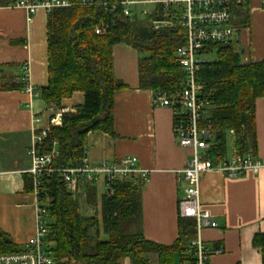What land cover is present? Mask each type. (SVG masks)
I'll return each instance as SVG.
<instances>
[{
	"label": "trees",
	"instance_id": "trees-1",
	"mask_svg": "<svg viewBox=\"0 0 264 264\" xmlns=\"http://www.w3.org/2000/svg\"><path fill=\"white\" fill-rule=\"evenodd\" d=\"M19 0H4L0 7H13ZM68 7L47 12V84L39 97L46 107H59L74 93L83 95V103L62 113L58 123H51L42 141L41 150L50 151L56 143L53 169L76 166L86 157V137L102 132L112 137L114 93L126 85L113 72L112 49L115 45L130 46L139 55L140 89L167 94L181 90L183 71L174 60L175 50L184 45V31L177 24L155 29L152 22L171 18V12L154 7L140 18L136 12L123 16L101 5H80L68 0ZM103 2L107 0H94ZM249 6L233 10V24H249ZM173 18V17H172ZM107 25L103 35L94 28ZM208 53L216 58L201 65L197 74L203 95L209 100L206 123L212 139L209 158L225 156L230 136L235 152L253 155L255 139V101L264 98V59L243 62L231 42L212 44ZM0 90L24 89V80L16 82L1 76ZM176 113V112H175ZM176 119V114H174ZM173 119V121H174ZM24 191L33 192L32 177L24 175ZM143 183L116 181L111 190L101 195L96 186L80 184V191H67L57 172L40 178V200L47 210L46 250L57 264H150L155 255L157 264H172L174 254L179 264H193L189 244L195 233L193 219L179 218L178 237L164 246L147 241L141 229V190ZM98 202L99 212H98ZM93 208V216L83 214L82 207ZM104 235L105 239L100 235ZM252 247L260 251L264 264V234H256ZM21 248L0 231V254L18 253Z\"/></svg>",
	"mask_w": 264,
	"mask_h": 264
},
{
	"label": "crops",
	"instance_id": "crops-1",
	"mask_svg": "<svg viewBox=\"0 0 264 264\" xmlns=\"http://www.w3.org/2000/svg\"><path fill=\"white\" fill-rule=\"evenodd\" d=\"M249 11L248 26L240 27L232 43L243 62H258L264 59V10L252 1ZM46 22L44 8L30 15L23 8L0 7V78L3 75L21 82L26 69L33 88L39 92L46 86ZM112 55L114 76L126 85L114 93L115 136L99 131L88 133L86 158L96 164L131 156L137 159L138 167L149 171L141 190L142 234L149 242L169 246L178 237L177 206L184 188L176 172L184 168L192 150L177 145L174 112L154 106L153 91L139 88L138 53L128 45L118 44ZM39 96H31L24 89L0 90V231L20 248L35 230L33 194L24 191L23 183L30 169L27 149L32 134L48 128L54 116ZM82 103L83 95L77 92L56 110L68 112ZM254 116L253 155L263 165L259 172L247 171L239 178H227L211 171L199 181L201 208L217 227L203 229L199 234L195 231L192 240L199 237L207 247L208 264H262L252 239L264 234V98L255 101ZM232 143L226 157L234 151ZM88 211L94 214L93 209ZM174 261L179 264L177 254L172 264ZM119 264L129 261L122 259Z\"/></svg>",
	"mask_w": 264,
	"mask_h": 264
},
{
	"label": "built area",
	"instance_id": "built-area-1",
	"mask_svg": "<svg viewBox=\"0 0 264 264\" xmlns=\"http://www.w3.org/2000/svg\"><path fill=\"white\" fill-rule=\"evenodd\" d=\"M257 1L264 10V0H80L79 4L101 5L111 11H121L123 16L130 17L134 12L138 16H146L154 7L161 6L170 11L171 18L164 21L152 22L155 29L170 27L177 24L184 31V45L174 53V60L184 74L181 90L175 93L153 92L154 106L166 107L176 114L173 122V132L177 145L192 150L191 157L184 168L176 172L177 178L182 179L183 195L178 200V215L180 218L193 219L196 234L203 229L216 228L217 225L210 214L202 210L199 200V181L202 175L216 171L227 178H239L247 171L258 173L263 165L250 153L238 154L235 149L231 156L209 158L208 149L211 145L212 133L206 123V112L209 100L203 95L198 84L197 74L201 65L206 62L207 48L212 44H228L233 42L239 26L233 24V10L249 6ZM68 0H19L15 7L23 8L28 14H34L38 8L47 12L52 8L70 6ZM173 17V18H172ZM107 25L100 24L94 28L96 35H103ZM24 90L31 96H39L37 89L28 83V74L24 69ZM54 112L49 121L57 124L63 112L56 106L48 107ZM176 112V113H175ZM48 128L37 130L32 134L31 144L27 149L30 158L28 174L32 177L34 198L35 230L33 237L18 253L0 254V264H57L52 255L46 250L47 210L40 200V178L52 172H57L62 178L68 192L77 194L80 184L90 186L101 185L104 192L111 190L116 181L129 180L145 184L149 171L138 167L137 159L125 156L115 162L91 164L87 158H82L78 165L61 169H53L52 162L56 156V143L50 151H42V141L46 138ZM189 254L193 264H208L209 251L199 237L189 244Z\"/></svg>",
	"mask_w": 264,
	"mask_h": 264
},
{
	"label": "rangeland",
	"instance_id": "rangeland-1",
	"mask_svg": "<svg viewBox=\"0 0 264 264\" xmlns=\"http://www.w3.org/2000/svg\"><path fill=\"white\" fill-rule=\"evenodd\" d=\"M204 58H205L206 61H212V60H214V59L216 58V54H215V53H209V54L205 55ZM230 143H232V139H231V137L229 136V137L227 138V147L231 145ZM97 193H98V195H101V194L104 193V189H103V187H102L101 185H99V187L97 188ZM99 206H100V204H99V202H98V212H99ZM88 209H89V208H87L86 205H84V206L82 207V212H83V214H85V215H93V212H92V211H91V212L88 211ZM90 209H91V208H90ZM92 209H93V208H92ZM92 209H91V210H92ZM100 236H102V235H100ZM103 237H105V236H103ZM148 258H149L150 264H157L156 259L154 260V258H156L155 255H150ZM175 263H176V262L174 261L173 264H175ZM176 264H177V263H176Z\"/></svg>",
	"mask_w": 264,
	"mask_h": 264
}]
</instances>
